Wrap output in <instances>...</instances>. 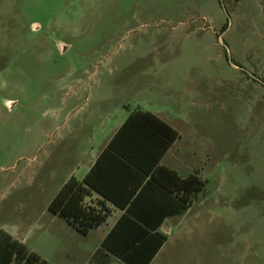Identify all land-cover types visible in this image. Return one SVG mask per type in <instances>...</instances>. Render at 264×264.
<instances>
[{"label":"rangeland","instance_id":"rangeland-1","mask_svg":"<svg viewBox=\"0 0 264 264\" xmlns=\"http://www.w3.org/2000/svg\"><path fill=\"white\" fill-rule=\"evenodd\" d=\"M135 107L178 131L164 163L205 180L202 228L152 264H264V0H0V230L84 264L48 204Z\"/></svg>","mask_w":264,"mask_h":264},{"label":"trees","instance_id":"trees-1","mask_svg":"<svg viewBox=\"0 0 264 264\" xmlns=\"http://www.w3.org/2000/svg\"><path fill=\"white\" fill-rule=\"evenodd\" d=\"M131 126H135V129L141 127L145 132H154L161 139V150L148 168L142 166L146 159L145 154L144 157L143 154L133 151L135 146L141 145L142 134L134 135L125 131ZM177 136L175 129L154 114L135 111L114 133L92 167L93 170L105 154H110L114 160L128 166L134 172L130 177L135 176L132 179L133 189L128 197L131 200L127 204H121L104 188L95 184L88 173L82 180L70 176L50 200L49 211L65 219L77 231L86 233L89 228L102 223L109 213V209L103 204L91 206L84 203L90 188L94 189L104 199L125 207V212L103 240V247L126 264H149L166 239L158 230L163 220L167 215L179 214L186 210L193 196L205 187V180L198 172L181 177L175 170L158 163ZM121 146L130 147L131 151L123 150ZM150 194L155 197V207H162L160 215H137L135 208L139 200ZM0 264L51 263L0 230Z\"/></svg>","mask_w":264,"mask_h":264},{"label":"crops","instance_id":"crops-1","mask_svg":"<svg viewBox=\"0 0 264 264\" xmlns=\"http://www.w3.org/2000/svg\"><path fill=\"white\" fill-rule=\"evenodd\" d=\"M147 111L152 114H154L159 119L166 122L168 125H170L173 129L176 130L175 126L171 123V121L161 115L157 111H153L151 109H142L139 107H135L132 109H127V113L125 116L121 119V121L118 122V124L112 129L111 133L106 135L104 140L98 145L94 150L91 148L89 152L82 151L80 148H78V162L76 163L75 167H73L67 174V177L62 181V184L70 177L74 176L78 180H82L88 173L91 175V180L100 186L101 188H104L107 192L113 196L118 202L121 204L126 202H129L128 197L130 196L129 193L131 189H133V177H130L132 173H134L128 166H125L119 161L114 160V158L110 154H105L103 158H101L99 164L94 166L97 158L100 156L104 148L106 147L109 140L112 138L114 133L119 129V127L122 125V123L126 120V118L133 114L135 111ZM133 127V128H131ZM130 128H127L125 131H128L131 134L138 135L142 134V143L140 146L133 149L134 152H139L140 154H145L146 159L145 162L142 163V166L145 168H148L150 166V163L153 161V158L156 157V155L161 150V139L155 135L154 132H151L149 130H145L141 127L136 128L135 126H131ZM177 131V130H176ZM178 133V131H177ZM180 135L178 133L177 138L171 143V145L164 151L162 154L159 164L164 165L170 169H173L177 172V174L181 177H184L192 172H198L197 169H195L192 172H189L187 174H180L173 166H170L166 163H164V159L167 155V153L172 148L173 144L177 139H179ZM121 149L126 151H131L130 147L121 146ZM86 152L85 157L83 156ZM144 156V157H145ZM98 163V162H97ZM78 173V175H77ZM148 178V177H147ZM132 181V182H131ZM136 181V180H135ZM61 184V185H62ZM61 187V186H60ZM135 194V193H134ZM133 198V197H132ZM194 198V196H193ZM193 198L182 213L179 214H173V215H167V217L163 220L162 224L159 226L158 230L162 232L166 239L159 248V250L156 252V254L153 256L149 264H152L157 254L162 251L168 244L175 241H182L185 238L189 239L194 231V228L201 229L197 223H191L195 222L194 218H190V209L192 206ZM127 200V201H126ZM155 202V197L150 195H145L139 200V204L137 208H135V212L137 215H154L158 216L160 215L161 209L155 207L153 204ZM84 203L86 205L91 206H98L100 204H103L106 208L109 209V213L106 217V219L100 223L99 225L89 228L86 233H81L76 230L74 226H60L55 228V233H78V240H81V243H78V258L81 255L82 252L86 251V261L84 264H126L123 261H121L118 257L114 256L112 253L107 251L102 243L107 234L110 232L112 227L115 225L119 217L125 212V207L123 208L122 205H117L109 201L108 199H104L103 196L95 191L94 189L90 188L89 194L85 197ZM55 216V214H53ZM194 216V215H193ZM196 217V216H194ZM68 225V224H67ZM69 227V228H68ZM71 227V228H70ZM6 232V231H4ZM7 233V232H6ZM11 235L13 239H17L18 241L22 242L28 250L34 251L38 255H40L42 258L46 259L49 263L51 262L49 260L48 255L46 253L39 251L37 248L29 245L26 241L23 239H18L14 234L8 233ZM173 246V244H172ZM82 248V249H81ZM78 264H80L78 262ZM83 264V263H82Z\"/></svg>","mask_w":264,"mask_h":264}]
</instances>
